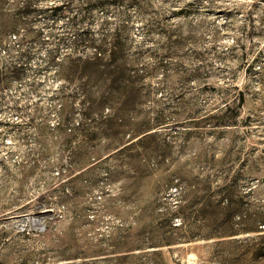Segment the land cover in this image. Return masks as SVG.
Returning a JSON list of instances; mask_svg holds the SVG:
<instances>
[{
    "label": "rangeland",
    "instance_id": "rangeland-1",
    "mask_svg": "<svg viewBox=\"0 0 264 264\" xmlns=\"http://www.w3.org/2000/svg\"><path fill=\"white\" fill-rule=\"evenodd\" d=\"M263 225L264 0H0V264H264Z\"/></svg>",
    "mask_w": 264,
    "mask_h": 264
},
{
    "label": "trees",
    "instance_id": "trees-1",
    "mask_svg": "<svg viewBox=\"0 0 264 264\" xmlns=\"http://www.w3.org/2000/svg\"><path fill=\"white\" fill-rule=\"evenodd\" d=\"M238 94H241V92L239 91ZM242 95V94H241ZM104 105L103 100H93V101H88L83 103V109L84 110H91V109H96L98 107H101ZM227 104H225L226 106ZM86 118V116H85ZM237 122L236 117L230 116V117H221L220 119L216 120V126H225V125H235ZM63 125H65L64 122H61ZM86 125V122H79L77 127L81 130L84 129ZM147 131L140 133L138 136H136L134 139H136L135 141H132L129 144H134L137 145L139 144L141 141H143L145 138H147L146 136L148 135V133H146ZM126 147V145L122 146V148H119L117 151H122V149H124ZM69 196L68 195H64L61 198V202H68Z\"/></svg>",
    "mask_w": 264,
    "mask_h": 264
},
{
    "label": "built area",
    "instance_id": "built-area-1",
    "mask_svg": "<svg viewBox=\"0 0 264 264\" xmlns=\"http://www.w3.org/2000/svg\"><path fill=\"white\" fill-rule=\"evenodd\" d=\"M264 226V225H263Z\"/></svg>",
    "mask_w": 264,
    "mask_h": 264
}]
</instances>
